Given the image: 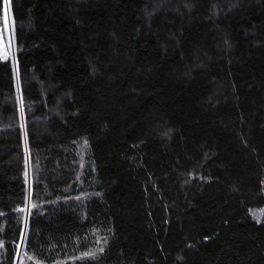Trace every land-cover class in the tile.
<instances>
[{
    "label": "trees",
    "instance_id": "16d2710c",
    "mask_svg": "<svg viewBox=\"0 0 264 264\" xmlns=\"http://www.w3.org/2000/svg\"><path fill=\"white\" fill-rule=\"evenodd\" d=\"M6 3L0 264H264V0Z\"/></svg>",
    "mask_w": 264,
    "mask_h": 264
},
{
    "label": "snow or ice",
    "instance_id": "6c2138e0",
    "mask_svg": "<svg viewBox=\"0 0 264 264\" xmlns=\"http://www.w3.org/2000/svg\"><path fill=\"white\" fill-rule=\"evenodd\" d=\"M5 26L8 28L9 30V36L7 38V40L5 41L3 38V30H0V56H2L3 59L7 60L9 55H11V47H12V36L11 33L14 31V21L13 22H9L7 20V14L5 12V20H4ZM24 209H21V211H23ZM22 246V245H21ZM98 251L100 253L104 252V248L100 247L98 249ZM95 253H85V257L88 258H95ZM84 258V257H82Z\"/></svg>",
    "mask_w": 264,
    "mask_h": 264
},
{
    "label": "rangeland",
    "instance_id": "374dc122",
    "mask_svg": "<svg viewBox=\"0 0 264 264\" xmlns=\"http://www.w3.org/2000/svg\"><path fill=\"white\" fill-rule=\"evenodd\" d=\"M5 12L7 14V20L9 22H13L12 21V18H11V15H10V7H9V4L6 3L5 4V10H4V17H3V26H0V30H3V38L4 40L6 41L8 36H9V30L8 28L5 26V23H4V20H5ZM11 36H12V47H11V55H9L8 59L9 58H14V53H15V49H14V41H13V32L11 33ZM2 57V56H1ZM5 60V59H4ZM251 215H252V218L256 221H261L262 219V216H263V213L261 211H258V210H254L251 212Z\"/></svg>",
    "mask_w": 264,
    "mask_h": 264
},
{
    "label": "bare ground",
    "instance_id": "6f19581e",
    "mask_svg": "<svg viewBox=\"0 0 264 264\" xmlns=\"http://www.w3.org/2000/svg\"><path fill=\"white\" fill-rule=\"evenodd\" d=\"M23 244H24V242H22V246L20 247V253L22 252V250H23ZM20 255V254H19Z\"/></svg>",
    "mask_w": 264,
    "mask_h": 264
},
{
    "label": "water",
    "instance_id": "95a60500",
    "mask_svg": "<svg viewBox=\"0 0 264 264\" xmlns=\"http://www.w3.org/2000/svg\"><path fill=\"white\" fill-rule=\"evenodd\" d=\"M262 212L264 214V209H262ZM25 232H26V230H25ZM24 240H25V235H24V238H23V242H24Z\"/></svg>",
    "mask_w": 264,
    "mask_h": 264
}]
</instances>
